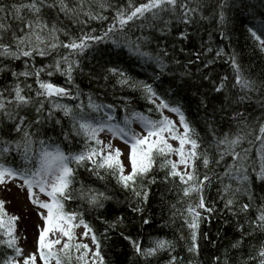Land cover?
Wrapping results in <instances>:
<instances>
[{
  "label": "snow or ice",
  "instance_id": "snow-or-ice-1",
  "mask_svg": "<svg viewBox=\"0 0 264 264\" xmlns=\"http://www.w3.org/2000/svg\"><path fill=\"white\" fill-rule=\"evenodd\" d=\"M236 13L247 17L246 43L264 54V0H0V186L11 191L8 185L20 181L41 218L36 250L26 252L21 217L0 199V264H109V232L124 217L103 221L107 227L98 235L86 213L105 209L118 190L150 225L144 205L153 185L175 194V202H167L170 221L183 224L173 239L155 238L148 246L120 232L132 249L129 264H200L201 240L215 243L201 225L222 213L231 214L239 233L231 249L248 241L249 255L240 264H264V240L251 242L264 235V69L257 75L242 66L235 49L213 46L212 33L191 50L206 21L218 22L230 41L223 29ZM116 49L152 72L139 79L109 66L105 57ZM221 59L231 78L213 75ZM173 68L183 69L182 84ZM191 68L199 73L192 85L195 113L179 91L193 77ZM141 99L148 107L137 110ZM115 139L129 146L127 165ZM230 260L226 250L213 264Z\"/></svg>",
  "mask_w": 264,
  "mask_h": 264
},
{
  "label": "trees",
  "instance_id": "trees-1",
  "mask_svg": "<svg viewBox=\"0 0 264 264\" xmlns=\"http://www.w3.org/2000/svg\"><path fill=\"white\" fill-rule=\"evenodd\" d=\"M114 3H120L121 0H113ZM140 2V0H137ZM251 3L259 5V0H250ZM110 15V13H109ZM243 13L234 14V19L231 25L225 26L223 31L228 33V36L231 37V40H226L221 36V28L218 22L213 23L211 21H206V27L200 29L199 34L196 36V39L193 41L192 51H195V46L201 43V37H203L204 42H208L209 36L208 33H212L211 43L213 46L224 47L226 51L231 52L235 49L240 55L239 59L242 66L247 67L252 66V70L255 74L259 75L260 70L264 69V54L259 52L253 53L252 49L246 43V37L243 34V26L247 22V19L244 17ZM251 26V25H249ZM91 27H96L100 29V24L93 22ZM235 27L234 31H228V28ZM189 52V49H185V55ZM116 53H119L117 55ZM112 61L109 66H120L122 68L128 69L130 74L139 78L145 79L147 73L152 72V68H147V73L144 69H141L136 66L134 58H132L126 50L116 49L114 52L110 51L109 54L105 57ZM180 59L183 61L184 56H181ZM87 71V69H86ZM173 71L177 73L176 83L182 84L183 80L179 77V73L183 71L181 68H173ZM190 71L194 73L190 82L182 87L180 95L185 98V104L188 106V111L191 113L196 112V101L198 93L196 88L192 87L193 84H198L199 73L195 68H191ZM214 76L217 75H228L231 78L232 69L230 65L226 63L223 59L218 60L211 69ZM83 80V78H81ZM187 79V78H184ZM2 80V77H0ZM56 83L62 84L63 78H57ZM79 82V81H78ZM165 83H168V79H165ZM81 87L87 90V81L83 80ZM208 85L205 83L201 86L200 91H206ZM138 95V94H137ZM137 110H144L148 107L145 101L142 99L139 100L134 105ZM177 157H173L176 159ZM162 175V174H161ZM88 174L81 170L80 177L85 180V183H91L87 179ZM94 186L101 187L99 183H96ZM76 187H79L77 184ZM109 188L115 189V181H109ZM167 185H153L151 186V193L147 204L144 205V218L150 219V225H143L141 222V217L137 214H134L130 211L128 204L129 200L127 199V194L116 190L114 192V200L109 202L106 205V208L100 212H91L86 213L85 219L88 220L92 226L96 229L97 234L99 235L107 227V224L103 221H114L117 217L123 216V224L116 229L115 231H110L109 236L110 240L105 246L106 258L109 260V264H129L130 259L132 258V249L127 240L119 235L120 232H123L125 236L131 235L134 239L142 238L144 246H148L150 241L159 238L166 237L168 239H173L175 234H178V231L182 227V220L177 218L175 223H171L169 211H168V201L175 202L176 196L174 193H169L167 191ZM110 194H113L110 192ZM164 196V200H161V196ZM207 195V194H206ZM211 195L215 196V187L212 189ZM0 199L6 201L7 211L11 214L18 215L14 212V206L10 210L9 205L5 197H3L2 190H0ZM245 202V201H241ZM77 203H70L68 205L69 209L76 208ZM181 205H178L180 207ZM222 207V205H217ZM99 215L101 218L97 220L95 217ZM201 232L207 233L214 244H207L201 240V252L199 255L200 264H213V258L215 256H220L221 253L226 250L231 256L230 264H240L241 259H247L249 255L248 241L245 242V245L239 250L231 249V244L235 243L239 239V233L237 232L236 222L231 217L230 213H222L220 215H213L211 222L203 223L201 225ZM184 234L187 235V229L184 228ZM264 240V235L257 233L254 239L251 241L253 244L258 245L260 241ZM180 254L184 255L183 250H180Z\"/></svg>",
  "mask_w": 264,
  "mask_h": 264
},
{
  "label": "rangeland",
  "instance_id": "rangeland-1",
  "mask_svg": "<svg viewBox=\"0 0 264 264\" xmlns=\"http://www.w3.org/2000/svg\"><path fill=\"white\" fill-rule=\"evenodd\" d=\"M137 131L139 128L137 127ZM110 139V138H108ZM115 146L121 148L123 155L124 163L128 164V151L129 146L125 145L121 140L115 139L112 141ZM176 142L174 143V145ZM21 183L17 181L15 183H10L8 187L11 191H8L4 188L5 195L8 196V199L12 200V204H15L14 212L21 217L18 222V234H22L24 237L21 239V247L25 249L26 252H32L36 250V242L38 240V231L41 226V218L38 215V209L33 205L30 199L27 198L26 189H20L17 185ZM41 199H47V197L41 195ZM9 205L10 210L13 208ZM13 212V210H12ZM81 228L77 230V235L79 236L82 233ZM84 242L90 243V240H85Z\"/></svg>",
  "mask_w": 264,
  "mask_h": 264
},
{
  "label": "bare ground",
  "instance_id": "bare-ground-1",
  "mask_svg": "<svg viewBox=\"0 0 264 264\" xmlns=\"http://www.w3.org/2000/svg\"><path fill=\"white\" fill-rule=\"evenodd\" d=\"M246 19H247V17L246 16H244ZM77 231V230H76ZM81 231H83V228H81Z\"/></svg>",
  "mask_w": 264,
  "mask_h": 264
}]
</instances>
